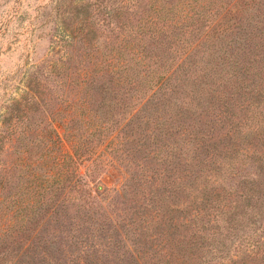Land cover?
<instances>
[{"label": "rangeland", "instance_id": "1", "mask_svg": "<svg viewBox=\"0 0 264 264\" xmlns=\"http://www.w3.org/2000/svg\"><path fill=\"white\" fill-rule=\"evenodd\" d=\"M94 1L0 0V234L6 223L9 225L5 228L11 232L19 230L15 239L11 235L4 242L3 236L0 264H13L18 260L23 264H183L182 255L189 251L183 250L181 242L184 238L191 240L196 230L202 231V236L195 238L200 244L206 239V246L196 255L211 260L208 264H220L222 260H215L207 247L208 244L217 246L219 242L207 237L216 233L219 241L224 242V259L230 258L231 243L230 232L226 229L229 224L221 222L220 217L215 221L216 214L238 206V196L244 192H248L246 194L252 199L241 207L242 216L239 209L235 210L238 218L243 220L248 211L256 212L260 207L264 209V203L260 207L247 205L264 197V177L259 176L257 166L245 169L249 156L242 157L235 152V148L251 146L247 142L232 144L226 138L225 132L231 128L228 124L232 118L230 109L224 104L213 107L208 101V108L198 112L202 114L197 126L190 121L186 123L201 137L207 138L210 147L207 155H202L203 160L215 162V152H229L234 158L231 160L234 167L224 182L226 193H221L224 200L212 201L211 208L203 211L204 216L187 226L185 218L190 212L185 213L182 208L168 210L166 204L171 203L170 193L162 190L181 186L179 176L182 172L176 165L167 168L163 155H158V151H153V160L144 159L145 153L137 154L132 159L130 152L134 143L129 136L126 143L129 156L123 157V161L111 154L114 146H106L121 127L119 122L130 115L127 109L132 108L135 101L130 95L125 99L121 92V96L114 98L118 106L110 109L112 112L106 127L111 131L94 141L90 147L92 152L84 155L83 163L80 161L76 168L80 175H84L87 167L100 155L104 165L97 169L93 177L84 176V181L91 188L87 190L80 184L75 187V175L69 180V187L68 181L65 188L58 192L42 191L38 186L39 192L53 195L56 199L43 209L38 206L37 189L30 188L32 185L29 182L38 185L37 178L41 174L45 179L58 174L55 169L57 162H63V156L73 152L72 143L67 139V134L71 135L73 131L67 127L75 123L73 126L78 129L77 134L80 131L90 133L93 129L82 120L88 113L94 116L99 108L96 111L93 109L102 102L96 94L87 93L80 79L69 74L89 63L84 56L86 45L80 42L84 32H91L90 42L102 47L117 32H137L140 38L147 40L146 43L158 45V41L165 40L157 46L159 51L166 40H172L176 34L180 40L176 41L175 46L183 45L185 48L186 45L189 49L191 43L197 42L207 32H218L221 28L234 26L238 21L233 17L238 13L242 15L239 6L238 13L231 14L223 21H220V17H212L213 20L218 19L212 31V28L209 30L199 23L194 27L189 18L182 21L184 15H175V11L170 15L164 3L157 5L158 12H154L148 0L137 5L138 12L130 10V15L124 14L118 19L116 12L122 0H107V9L112 11L113 16L109 22L104 13L98 14L96 7L90 10L83 8ZM220 1L223 0H215V5L208 9L210 14L219 10ZM178 6L179 1L176 0L177 11ZM262 10L264 12V8ZM124 12H127V8ZM256 23L258 25L253 23L246 27L247 32H238L237 37L229 35L223 45L230 44L229 54H233L232 60L239 65L241 70H237L242 74L243 82L250 84L260 80V87L264 88V13L257 16ZM120 26H123L121 30ZM72 36L78 39L77 44H74ZM233 39H238L241 44L232 45ZM194 58L200 60V55ZM54 66H59V75L55 74L57 68ZM199 66H203V60ZM209 79L211 95L220 90L214 82L217 79L220 82L226 80L225 77L211 75ZM77 93L82 97L88 95L86 105L82 103L84 98H78ZM79 108L90 111L83 118L76 116L77 119H73L75 111L80 112ZM234 112L238 115L235 119L237 122L245 118L239 110ZM96 121L97 118L90 122L99 136L102 132L98 131ZM56 133L62 138L60 144L55 143ZM108 135L103 141V137ZM135 136L140 137L139 134ZM209 136H213L212 141ZM167 141L174 142L175 146L177 138L164 136L163 143ZM252 142L253 146L260 144L258 138ZM202 169V166L194 168L192 175H207L210 166ZM262 169L264 171V166ZM198 182L200 184L203 179ZM190 184L191 188L197 186ZM99 186H102L101 191L98 190ZM180 198L183 200V196ZM171 204L178 205V199ZM197 204L199 207L204 205ZM54 205L57 211H53ZM234 227L239 228L238 236L243 237L242 241L237 237L236 242L231 244L234 247L247 244V237H252L251 240L261 237L264 231L261 221L255 224L240 221ZM205 261L203 259L202 262ZM185 264H192V260Z\"/></svg>", "mask_w": 264, "mask_h": 264}, {"label": "trees", "instance_id": "2", "mask_svg": "<svg viewBox=\"0 0 264 264\" xmlns=\"http://www.w3.org/2000/svg\"><path fill=\"white\" fill-rule=\"evenodd\" d=\"M144 1L122 0L120 2L121 7L117 8L116 18L119 19L124 14L130 15L133 10L138 12L137 5ZM148 1L151 3L150 7L153 8V11L155 10L154 12H158L156 11L157 5H163L164 3V6L169 9L170 15L175 11V15H179V13L184 15L185 18L182 21L189 18L194 27L199 23L201 26L205 25L209 30L218 20H213L212 17H220V21H223L231 14L238 13L237 8L239 6H241L240 13L242 12V15L239 16L238 13L236 17H233L234 20L238 21L234 26L221 28L218 32L212 28L214 32L209 31L205 36L199 37V40L194 42L195 44L191 43L189 49L186 45L185 48L183 45L175 46L176 41L180 40L176 34L172 36L174 37L172 40L167 39L165 46L163 45L161 51H159L157 46L163 44L165 40L158 41V45L150 42L146 43L147 40L140 38L137 32H117V35L114 34V38L111 37L104 42L103 47L96 45V43L92 44L89 39L91 32H84V37L80 39V42L86 45L84 56L88 58L89 63L85 64L84 68H77L69 74L80 79L81 85L85 86L87 93L96 94L102 102L93 109L96 111L99 108L94 116L91 113L87 114L90 110L86 108H79L81 109L80 112L75 111L73 119H77L76 116L83 118L82 116L87 114L82 122L93 130L90 133L80 131L77 134L78 129L73 126L75 123L71 127H67V129L73 131L71 135L66 132L67 139H70L72 143L73 152L70 155L63 156L65 157L63 162H57L55 169L58 174L49 176L47 179L41 174L37 178L38 185L31 183L32 181L29 182L32 185L30 188L35 187L37 189L38 206L40 205L41 209L56 201L53 195L43 194V189L46 192H58L65 188V184L72 179V175L76 177L74 180L75 187L80 184L86 187L87 190L91 188L90 184L84 181V176L93 177L97 169L104 165L100 160V155L95 157L96 159L87 167L84 175H80L76 168H78L79 162L83 161L84 155L92 152L90 147L94 141L111 131L110 128H107L112 112L110 109L118 106L119 103L114 101V98L121 96L120 92L125 99L130 95L131 99H135V101L132 108L127 109L130 115L124 116L122 121L119 122L121 127L106 146H114L110 151L111 154L117 155L116 158L123 161V157L129 156V152L126 150L129 136L130 141L134 143L130 152L132 159L137 154L142 155V153H145L144 159L153 160L155 157L153 151H158V155H163L167 168L176 165L175 167L182 172V175L179 176L181 186L162 190L170 193L171 203L176 201V198L178 199V205L166 204L168 210L175 211L182 208L185 213L190 212L191 215L189 214L188 218H185L186 226L188 223L199 219V217H203V211L211 208L210 203L212 201L222 202L224 200L221 196L222 192L226 193L224 182L234 167V165H231V160L234 158L229 152H215L216 159L213 163L209 160H203L202 155H207L206 153L209 152L210 147L207 145V138L201 137L197 131L186 125L187 121H190L193 126H197V120L202 114L198 112L208 108V101L213 107L216 104H224L225 107L230 109L229 114L232 120L228 125L231 128L225 132L226 138L232 144L247 142L251 146V148H235V152L242 157L249 156L245 169L248 170L253 166H257L260 169L259 176L264 177L262 169L264 166V88L260 87V80L253 81L250 84L243 82L242 74L237 70L240 69L239 65H236V61L232 60L231 56L233 54H229L230 44L223 45L229 35L234 34V37H237L238 32H247L246 27H250L253 23L258 25L256 19L257 16L264 13L262 10L264 0H223L220 1L219 10L212 14L208 9L215 5V0H212V2H209V0H178V11L175 10L176 0ZM106 5L107 0H95L86 4L83 8L90 10L96 7L98 14L104 13L107 21L111 22L113 19L112 11L109 12ZM126 8L127 12H124ZM122 27L120 26L119 29L121 30ZM72 40L74 44L79 42L75 36H72ZM231 42L232 45L233 43L241 44L238 39H233ZM204 46L207 47L204 48ZM201 47L202 50H200ZM198 55H200V60L194 58ZM201 60H203L202 67L199 66ZM58 67L54 66V68H57L55 70L57 75L60 74ZM210 75L226 78L224 82H220L219 79H217L219 82H216L217 80L214 82L220 89L214 95L210 93L212 92ZM113 93L114 96L112 97ZM76 96L84 98L82 103L86 105L88 95L82 97L77 93ZM84 110L86 111L83 112ZM234 110L242 112L245 118L237 122L235 119L238 115ZM205 116H207V112ZM96 118L97 124L95 125L99 129L98 131L102 132L99 136H97V130L93 128V124L90 122L91 119ZM150 127L152 128L149 132ZM135 134H139L140 137L137 138ZM164 136H167L168 139L177 138L175 146L172 141L163 143ZM56 137L55 143L60 144L62 138L58 133H56ZM108 137L109 135L104 136L103 141ZM257 138L260 144L253 146L252 140ZM209 140L212 141L213 136H209ZM234 161H237L236 158ZM207 165L210 166L207 175H192L194 168L202 166V170H205ZM255 169L257 171V168ZM153 175H155V172ZM154 177L158 180L156 176ZM199 179H203L200 184ZM190 182L197 186L191 188ZM249 182L254 184L253 181ZM44 183L47 185H44ZM70 183L71 181L68 182V187ZM127 185L130 186L129 183ZM38 186H40L41 192H39ZM76 189L78 190V188ZM98 190L101 191L102 186H99ZM246 193L244 192L238 196V206L234 205L230 211L223 210L216 214L215 221L220 217L221 222L229 224L226 229L230 232L229 240L231 244L236 242L237 237L239 241L243 240L242 236H238L239 228L234 227L239 225L240 221H249V224L261 221L264 224V214L262 213L264 209L260 207L261 203H264V197H260L254 203L247 204L260 207L256 212L248 211L247 215L242 217L243 220H241V217H237L238 212L235 210L239 209L242 216L241 207L252 199ZM249 193L254 192L250 191ZM180 196H183V200ZM197 203L204 205L199 207ZM193 204L197 205L192 206ZM53 211H57V206L54 207ZM5 225L9 224L6 223ZM6 226L0 234V242L3 236L4 242H6L11 235L15 239L19 234V230L16 233L11 232L5 228ZM201 236L202 231L196 230L191 240L190 238L182 240L183 250L189 251V253H183L182 255L184 258L182 259L183 264L187 263L189 259L192 260V264H198L197 262L208 264L211 261L204 256L196 255V252L206 246L205 238L201 244L199 240L195 239ZM210 238L219 242L217 246H215L216 244H208L207 247L210 248L209 253L215 260H222L220 264H226V261L228 264H255V262L260 261L264 264V231H262L261 237L254 240H251L252 237H247V244L242 245V247V243L236 247L230 244V258L228 259L222 257L225 253L224 246H226L224 242L219 241L220 238H217L216 233H213L211 237H207L208 240ZM203 259L206 261L202 262ZM13 264L23 263L18 260Z\"/></svg>", "mask_w": 264, "mask_h": 264}]
</instances>
